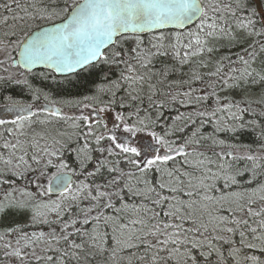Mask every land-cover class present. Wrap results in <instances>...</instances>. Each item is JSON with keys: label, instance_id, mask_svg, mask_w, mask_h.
Here are the masks:
<instances>
[{"label": "snow or ice", "instance_id": "snow-or-ice-1", "mask_svg": "<svg viewBox=\"0 0 264 264\" xmlns=\"http://www.w3.org/2000/svg\"><path fill=\"white\" fill-rule=\"evenodd\" d=\"M0 264H264V0H0Z\"/></svg>", "mask_w": 264, "mask_h": 264}, {"label": "flooded vegetation", "instance_id": "flooded-vegetation-1", "mask_svg": "<svg viewBox=\"0 0 264 264\" xmlns=\"http://www.w3.org/2000/svg\"><path fill=\"white\" fill-rule=\"evenodd\" d=\"M9 91H10V94L15 95V96H21L22 95L19 88L11 89Z\"/></svg>", "mask_w": 264, "mask_h": 264}]
</instances>
